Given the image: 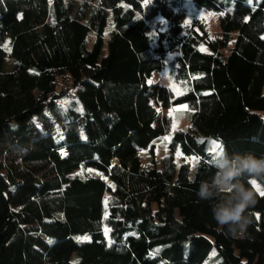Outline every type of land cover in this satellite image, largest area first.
Returning a JSON list of instances; mask_svg holds the SVG:
<instances>
[{
  "label": "trees",
  "instance_id": "1",
  "mask_svg": "<svg viewBox=\"0 0 264 264\" xmlns=\"http://www.w3.org/2000/svg\"><path fill=\"white\" fill-rule=\"evenodd\" d=\"M185 1L220 16L219 39L184 25ZM157 17L170 36L151 38ZM167 54L177 96L150 81ZM183 104L156 167L158 108ZM211 144L264 157V0H0V264H264V177L244 179L252 223L228 233L197 196Z\"/></svg>",
  "mask_w": 264,
  "mask_h": 264
},
{
  "label": "rangeland",
  "instance_id": "2",
  "mask_svg": "<svg viewBox=\"0 0 264 264\" xmlns=\"http://www.w3.org/2000/svg\"><path fill=\"white\" fill-rule=\"evenodd\" d=\"M184 10H185V19L184 25L189 26L192 24L193 21H197L203 24L206 27V30L209 34V40L219 39L222 35L220 29V16L218 14L206 11L204 9H196L192 3L185 1L184 3ZM149 24V34L151 38L156 39L158 32H163L170 36L171 34L168 31V27L166 22L161 18L157 17L148 22ZM88 47L91 48L94 43V34L91 32L87 38ZM156 46V43L154 44ZM232 46V43L229 44L228 48L223 52L224 54L228 53V50ZM200 50L202 52H208V49L205 46H201ZM174 59V56L171 54H167L163 57V69L160 72L155 73L152 78V83H158L160 85H164L167 87L175 96L180 95L182 93V89L173 81L172 77L170 76V63ZM1 68L5 71L11 70L12 68V61L9 57V53L6 51L3 53V57L1 59ZM149 81V82H150ZM150 82V83H151ZM161 117L167 119L169 121V132L166 134L162 139L156 141L154 143V154H155V166H160V161L162 158L169 154L170 148L169 144L171 141V137L174 132L179 130H187L189 128V113L190 110L188 109L187 105H179L173 106L168 109H161L158 108ZM176 110V111H173ZM171 113V114H170ZM210 151L211 161L214 164H218L221 161L222 156H218L220 153L223 155L222 146L219 144H211ZM63 155H66L65 151H62ZM141 166L144 168H148L150 166V160L146 153L140 152L138 154ZM174 160L177 164L180 163H189L191 166H194L195 160L192 158H182L179 152H175ZM72 176H77L80 178L86 177H96L102 180H105V177L97 171L87 169V170H76L72 173ZM256 184L259 186L261 190H264L263 186L259 185L257 182ZM256 189V188H255ZM257 190V189H256ZM260 193V192H259Z\"/></svg>",
  "mask_w": 264,
  "mask_h": 264
},
{
  "label": "clouds",
  "instance_id": "3",
  "mask_svg": "<svg viewBox=\"0 0 264 264\" xmlns=\"http://www.w3.org/2000/svg\"><path fill=\"white\" fill-rule=\"evenodd\" d=\"M224 154L211 180H201L197 196L200 200L211 201L213 219L218 225L226 227L228 233L236 235L245 232L252 223L246 210L256 203L252 189L245 186V178L264 177V157L251 152L236 154L229 160Z\"/></svg>",
  "mask_w": 264,
  "mask_h": 264
},
{
  "label": "snow or ice",
  "instance_id": "4",
  "mask_svg": "<svg viewBox=\"0 0 264 264\" xmlns=\"http://www.w3.org/2000/svg\"><path fill=\"white\" fill-rule=\"evenodd\" d=\"M173 111H176V110H173ZM171 114V113H170ZM252 185L257 189L258 192H260L261 195H264V190H261L259 188V186L256 184V181L255 180H252L251 181Z\"/></svg>",
  "mask_w": 264,
  "mask_h": 264
}]
</instances>
